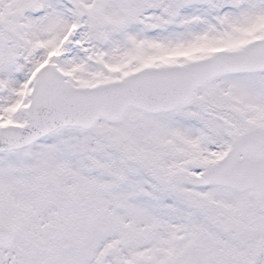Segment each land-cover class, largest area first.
Returning a JSON list of instances; mask_svg holds the SVG:
<instances>
[{
	"label": "snow or ice",
	"instance_id": "6c2138e0",
	"mask_svg": "<svg viewBox=\"0 0 264 264\" xmlns=\"http://www.w3.org/2000/svg\"><path fill=\"white\" fill-rule=\"evenodd\" d=\"M0 264H264V0H0Z\"/></svg>",
	"mask_w": 264,
	"mask_h": 264
}]
</instances>
